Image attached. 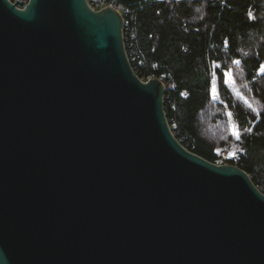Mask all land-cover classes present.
<instances>
[{"label":"water","instance_id":"obj_1","mask_svg":"<svg viewBox=\"0 0 264 264\" xmlns=\"http://www.w3.org/2000/svg\"><path fill=\"white\" fill-rule=\"evenodd\" d=\"M0 0V264H264V193L174 136L114 6Z\"/></svg>","mask_w":264,"mask_h":264},{"label":"trees","instance_id":"obj_2","mask_svg":"<svg viewBox=\"0 0 264 264\" xmlns=\"http://www.w3.org/2000/svg\"><path fill=\"white\" fill-rule=\"evenodd\" d=\"M105 2L133 11L142 70L164 83L165 113L181 144L214 163L234 123L232 164L264 193V0Z\"/></svg>","mask_w":264,"mask_h":264},{"label":"built area","instance_id":"obj_3","mask_svg":"<svg viewBox=\"0 0 264 264\" xmlns=\"http://www.w3.org/2000/svg\"><path fill=\"white\" fill-rule=\"evenodd\" d=\"M12 3H16L18 7L20 4L25 5L28 0H10ZM88 5L93 10H100L106 6H112L110 4H107L105 0H86ZM120 15L123 17V40L125 44V50L127 53L128 60L130 62V65L134 71V73L139 77L141 75L142 81H148L151 79L150 77L145 76L144 71L142 70L145 60L144 57L136 50L134 44H133V32H134V25H135V15L133 11L128 8H117ZM169 123V121H168ZM170 128L172 130V133L174 136L178 139L180 136V132L177 130L176 124L173 119H170ZM179 140V139H178ZM181 142V141H180ZM238 160V156L231 155L229 150L224 147L222 148L218 153L216 157L215 164H232L235 163Z\"/></svg>","mask_w":264,"mask_h":264},{"label":"rangeland","instance_id":"obj_4","mask_svg":"<svg viewBox=\"0 0 264 264\" xmlns=\"http://www.w3.org/2000/svg\"><path fill=\"white\" fill-rule=\"evenodd\" d=\"M234 125H235L234 123H231V136H232V138L228 143H226L224 145V147H226L229 150L231 155H234V156L237 155L238 156L237 148H238V144L240 142V137H239V133L236 132ZM234 133H236V134H234Z\"/></svg>","mask_w":264,"mask_h":264},{"label":"snow or ice","instance_id":"obj_5","mask_svg":"<svg viewBox=\"0 0 264 264\" xmlns=\"http://www.w3.org/2000/svg\"><path fill=\"white\" fill-rule=\"evenodd\" d=\"M237 63H239V62L237 61ZM214 85H215V77L213 78V90H215ZM234 134H236V133H234Z\"/></svg>","mask_w":264,"mask_h":264},{"label":"crops","instance_id":"obj_6","mask_svg":"<svg viewBox=\"0 0 264 264\" xmlns=\"http://www.w3.org/2000/svg\"><path fill=\"white\" fill-rule=\"evenodd\" d=\"M264 67V66H263Z\"/></svg>","mask_w":264,"mask_h":264}]
</instances>
